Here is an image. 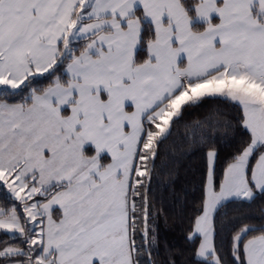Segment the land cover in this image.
I'll list each match as a JSON object with an SVG mask.
<instances>
[{"label":"snow or ice","instance_id":"1","mask_svg":"<svg viewBox=\"0 0 264 264\" xmlns=\"http://www.w3.org/2000/svg\"><path fill=\"white\" fill-rule=\"evenodd\" d=\"M0 264H264V0H0Z\"/></svg>","mask_w":264,"mask_h":264}]
</instances>
